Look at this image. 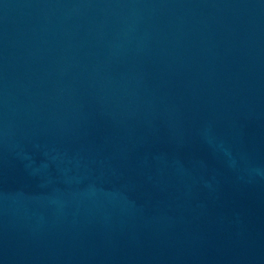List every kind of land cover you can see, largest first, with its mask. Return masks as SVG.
Listing matches in <instances>:
<instances>
[{"label":"water","instance_id":"95a60500","mask_svg":"<svg viewBox=\"0 0 264 264\" xmlns=\"http://www.w3.org/2000/svg\"><path fill=\"white\" fill-rule=\"evenodd\" d=\"M0 264H264V0H0Z\"/></svg>","mask_w":264,"mask_h":264}]
</instances>
